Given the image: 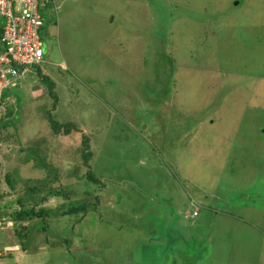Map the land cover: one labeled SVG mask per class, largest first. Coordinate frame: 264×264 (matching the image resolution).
Instances as JSON below:
<instances>
[{"label": "rangeland", "instance_id": "obj_1", "mask_svg": "<svg viewBox=\"0 0 264 264\" xmlns=\"http://www.w3.org/2000/svg\"><path fill=\"white\" fill-rule=\"evenodd\" d=\"M56 5L40 68L55 120L80 129L53 131L32 72L0 131V174L18 182L0 175V214L35 179L57 195L27 250L0 216V264H264V0ZM87 197L101 204L86 217L61 215Z\"/></svg>", "mask_w": 264, "mask_h": 264}, {"label": "trees", "instance_id": "obj_2", "mask_svg": "<svg viewBox=\"0 0 264 264\" xmlns=\"http://www.w3.org/2000/svg\"><path fill=\"white\" fill-rule=\"evenodd\" d=\"M53 3H55V4H50L47 7L48 14H49L50 10L57 12L58 7L56 5V0ZM0 20H2L1 17H0ZM49 23H50V20H46V26L47 25L49 26ZM41 37H42L43 42H44V40L47 39V29H44L43 32L41 31ZM46 56L47 55L45 54V51H44L45 60H47ZM41 66L42 65L34 66V68L32 70H30L28 73H26V78H24V79L22 77L15 78L12 75L13 84L11 86L7 87L2 93L3 94L2 95V102H3V105L6 106L7 111L5 113H0V131L3 132V130H2L3 127H7L11 124L12 120L9 119V117L11 115H13L14 118H16V115L18 113L14 114L13 110H14V108L17 109L16 106H19L18 103L23 100V98H22L23 89L27 88V86H28L27 84L29 82V77H33L31 75H32V72H34V71H36L37 75L41 78V81L44 83L45 88L47 90L46 93H48L51 101H53L52 108H50L46 113V115L48 114L47 116H48V119L51 123V127H52L53 131L56 134H61V135H71V134L79 131L80 128L74 123H68L67 122V123L62 124V123L55 120V118L53 116L54 115L53 111L55 112L57 109H59V104H60V97L58 95V92H56V90H55L57 83L48 74L43 73V70L40 68ZM15 68L18 70L19 73L23 70V67H21V66L15 65ZM16 112H17V110H16ZM2 121H3V123H2ZM84 138H85L84 141H82V144L84 147V151H83L84 163H85V165L90 167V160L93 157V152H91L90 139L86 138V137H84ZM3 158H5V156H3ZM0 175L4 176V178L6 179V181L8 182V185L10 186V188L12 190L17 191V188L15 189L16 185L18 184L17 180L13 179V177H11V175L7 174V173H5L3 175L1 173ZM48 178L50 180H56L55 177H52V176H48ZM86 178L92 182H96V183L101 182L97 177H95V175L91 171H89L87 173ZM13 181H14V183H13ZM23 182H24V184H26V181L23 180ZM39 182H40V180H36V179H35V184L32 182L31 190L33 192L35 191L36 194L29 193L30 188L27 189L25 191V193H24V191H22V192L19 191L21 193L19 195L20 199L18 200L20 208L17 212H4L3 214L1 213L2 215L0 214V216H2V217L5 216V217L12 218V220L15 222L14 223V226H15L14 227L15 228L14 233H15L17 240L19 241L21 248L23 250H27L30 247L29 236L34 235V233H33L34 231H40V230L44 231V232L47 231L46 229L48 226L46 225V221H47L46 216H50V214H49L50 209L47 210L46 208H44L40 204L45 203V201L48 200L49 195H51V194H53V196L57 195V193L55 194V192L51 191V189H50V191H47L44 187H38ZM103 186H104V184H103ZM0 193H1L0 198H2L3 197L2 189L0 190ZM26 194H27V196H25ZM32 198H33V200H32ZM31 201H33L32 204H31ZM100 204H101V202H99L98 197H96L95 199H91V198L87 197V199L82 204H80L78 206L71 207L69 209H64L63 207L60 206V209H62L61 215L76 214L78 216L79 212L82 211L84 214L81 216H78V217H81L79 219V220H81L82 218L87 216L88 212H90L91 210H95ZM10 213H11V215H9ZM36 219H38V221H36V223L32 224L29 222L30 220L34 221ZM39 219H42V220L40 221ZM59 237L61 238L60 235H59ZM24 238H26V240H24ZM64 239L66 242L68 241L67 237H64ZM64 239H63V241H64ZM46 241H47L46 243H49V238ZM53 244H54V242H53Z\"/></svg>", "mask_w": 264, "mask_h": 264}, {"label": "built area", "instance_id": "obj_3", "mask_svg": "<svg viewBox=\"0 0 264 264\" xmlns=\"http://www.w3.org/2000/svg\"><path fill=\"white\" fill-rule=\"evenodd\" d=\"M54 1L0 0V113L7 111L2 93L13 84L12 75L25 76L34 66L46 63L41 30L49 15L47 7ZM15 65L23 70L19 73Z\"/></svg>", "mask_w": 264, "mask_h": 264}, {"label": "crops", "instance_id": "obj_4", "mask_svg": "<svg viewBox=\"0 0 264 264\" xmlns=\"http://www.w3.org/2000/svg\"><path fill=\"white\" fill-rule=\"evenodd\" d=\"M222 214H225L226 216H230V215H232L231 213H227V212H223ZM188 215H189V217H190V216H195V215H194V212H193V215H192V214H191V215L188 214ZM198 216H199V215H198ZM200 250H201V248H199L198 253H200Z\"/></svg>", "mask_w": 264, "mask_h": 264}, {"label": "clouds", "instance_id": "obj_5", "mask_svg": "<svg viewBox=\"0 0 264 264\" xmlns=\"http://www.w3.org/2000/svg\"><path fill=\"white\" fill-rule=\"evenodd\" d=\"M1 179V178H0ZM1 181H2V179H1ZM1 181H0V183H1ZM0 187H1V184H0ZM195 215V214H194ZM198 215V214H197ZM197 215H195V216H197Z\"/></svg>", "mask_w": 264, "mask_h": 264}]
</instances>
